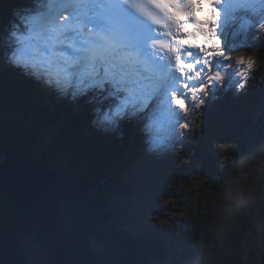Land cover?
<instances>
[{"label": "snow or ice", "instance_id": "6c2138e0", "mask_svg": "<svg viewBox=\"0 0 264 264\" xmlns=\"http://www.w3.org/2000/svg\"><path fill=\"white\" fill-rule=\"evenodd\" d=\"M39 2L15 10L8 62L62 96L87 97L98 128L144 123L157 151L191 131L190 113L229 83L238 93L253 73L256 61L231 56L221 35L232 6L264 21V0Z\"/></svg>", "mask_w": 264, "mask_h": 264}, {"label": "trees", "instance_id": "16d2710c", "mask_svg": "<svg viewBox=\"0 0 264 264\" xmlns=\"http://www.w3.org/2000/svg\"><path fill=\"white\" fill-rule=\"evenodd\" d=\"M31 1V6L39 3V0ZM5 2L7 1L0 0V48L2 44L8 43L3 38L4 33L14 21L6 10ZM245 19L248 25L244 38L230 55L253 56L263 61L264 36L259 23H255L258 19L251 15ZM9 74L0 67V156L6 147L20 150L65 176L86 208L112 230L113 236L128 257H133L142 264H183L185 255L174 254L169 257L162 242L151 238L148 233L140 235L142 244L131 240L127 236L129 233L125 235L115 229L123 224L128 231L139 233L134 231L135 216L132 215L131 205L125 202L127 197L135 196L142 185V181H137L134 177L132 167L143 163V158L136 153V146L130 148L127 143L128 138H135V123H125L114 131L98 128L93 122V106L87 101L81 104L78 112L61 119L56 109L45 104L40 94L32 90L25 79ZM225 89L218 92L215 98L209 99L212 105L220 101ZM69 97L70 94L61 95L60 98ZM253 100L254 97L251 101ZM212 105L205 107L207 113H203L202 119H206L211 113ZM218 105L221 110L216 107V111L223 114L226 110L222 111L221 104ZM231 108L234 106H230ZM254 129L251 139H246L245 143L239 140L230 152L233 159L232 168L228 170L233 174L231 182L227 180L228 171L213 161L212 154L206 153L205 148L197 149L198 158L192 167H196L194 171L206 179L211 194L218 195L219 205H227L228 201L224 200L228 199V194L237 186L248 182L254 184L256 173L264 164V131L258 127ZM136 141L134 139L135 143ZM155 160V155L149 159L151 163ZM146 163L145 161L144 164ZM244 164L248 166V177L237 182L236 168ZM128 178L130 184L126 186L124 183ZM244 195L242 202L246 203L253 197V189ZM240 205L231 213H226L227 222H230L231 215ZM206 207L209 209V218L221 223L223 219L216 215L214 217L212 208ZM30 236L46 241L45 264H114L107 252H95L86 241L72 249L64 242L48 236L33 214H27L22 208L10 203L0 192V264H26L28 252L20 247L19 240ZM224 241V238L217 240L213 237L205 240L201 252L203 264H211L217 260Z\"/></svg>", "mask_w": 264, "mask_h": 264}, {"label": "rangeland", "instance_id": "374dc122", "mask_svg": "<svg viewBox=\"0 0 264 264\" xmlns=\"http://www.w3.org/2000/svg\"><path fill=\"white\" fill-rule=\"evenodd\" d=\"M6 1V10L13 16V20L15 19V10L28 3V0ZM33 5L32 8H39L40 2ZM234 9L236 11L232 25L230 28L224 27V30L222 28L221 35L227 45L236 47L238 42L243 40L247 29L248 22L245 17L251 15L258 20L260 17L248 11L242 12L239 7H234ZM261 23L258 26L264 36ZM11 28L5 31L3 37L5 40ZM233 33H237V35L234 36ZM7 56L8 43L1 45L0 60ZM251 58L256 63L244 88L237 93L235 87L229 83L224 95L220 101L218 100L223 108L222 111H226L223 114L217 112L218 103L212 105L208 100L200 110L190 113L186 117L191 122V131L182 140L170 141L166 149L152 150L151 139L155 134L154 131L147 130L144 123L134 124V139L137 141L135 143L134 139L128 138L127 143L130 148L136 146V153L143 158V163L135 164V168L132 167L134 177L137 181H142V185L137 194L127 197L125 202L131 205L134 212L132 215L136 218H134V231H139V233L134 234V232L128 231L123 224L116 226V230L125 235L129 233L127 236L131 240L142 244L143 240L140 235L148 233L151 238L162 242L169 257L174 254L185 255V259L182 260L183 264H203L201 252L205 240L209 237L217 240L225 239L229 225V221L225 220L226 213H231L238 204L243 203L242 197L247 191L254 190V184L248 182L246 185L237 186L233 192L228 194V199L224 200L228 201L227 205H219L218 195L211 194L206 179L199 176L197 171H194L196 167H192V165L194 166L198 158L197 149L205 148L206 153L212 154L213 161L228 171L233 164L230 152L235 148L236 142L241 140L245 143L246 139H251L256 127L264 131V60L259 61L253 56ZM0 67L2 68L3 65ZM37 88L44 98L51 96V93L45 92L39 86ZM247 93L249 94L247 95ZM53 97L56 98V101H53V98L51 100L54 105L58 104L56 111L61 119H66L78 112L81 104L88 99L87 97L73 99L71 95L67 99H61V96L60 99H57L58 95ZM252 97H254L253 101H251ZM45 101L47 102V100ZM207 105H212L211 113L206 119H202ZM230 106H234V108L230 109ZM219 110L221 109L219 108ZM153 155L157 160L151 163L149 159ZM145 161L146 164H144ZM153 163L154 165H152ZM229 171L227 180L231 182L233 174ZM236 172L235 180L242 182L244 178L248 177L247 164L238 166ZM124 184L129 185L130 179H126ZM206 206L212 208L214 217L216 215L223 219L221 223L215 221L214 218H209V209ZM107 228L110 229L108 226ZM110 232L113 235L111 229ZM85 241L93 247L95 252L103 254L107 251L105 244L94 238H88ZM45 242L35 236L19 240L20 247L28 252L26 264H45L47 253L44 247Z\"/></svg>", "mask_w": 264, "mask_h": 264}, {"label": "water", "instance_id": "95a60500", "mask_svg": "<svg viewBox=\"0 0 264 264\" xmlns=\"http://www.w3.org/2000/svg\"><path fill=\"white\" fill-rule=\"evenodd\" d=\"M0 192L33 214L41 229L69 248L88 238L105 244L114 264H142L122 251L107 226L79 198L70 181L41 160L4 148L0 156ZM211 264H264V164L254 180L253 197L230 217L225 241Z\"/></svg>", "mask_w": 264, "mask_h": 264}, {"label": "bare ground", "instance_id": "6f19581e", "mask_svg": "<svg viewBox=\"0 0 264 264\" xmlns=\"http://www.w3.org/2000/svg\"><path fill=\"white\" fill-rule=\"evenodd\" d=\"M23 1V0H22ZM233 7V9H234V7L236 8V7H239V9H240V11H246V10H244V8L242 7V5H240V4H235V5H233L232 6ZM37 8V7H36ZM235 10V9H234ZM236 11V10H235ZM234 19H229V20H227V21H223V23H222V28H223V30H224V27L225 28H230L231 27V25H232V21H233ZM222 28H221V33L223 32V30H222ZM239 33V32H238ZM6 50V49H5ZM4 59H6V60H4ZM4 59H3V57L1 58V60H0V65L2 66L3 65V67L1 68L2 70H4V72L7 70V72H9L10 74H12V75H16V76H18V77H21L22 79H25V82L26 83H28V84H30V88L32 89V90H35V91H37L39 94H40V96L42 97V100H43V102L45 103V104H47V105H50V106H52L53 108H57L58 107V104L56 103L55 105H54V103H53V101H56V98H54L53 96H55V95H58V98L57 99H59V93H57L54 89H51V88H49V87H47L44 83H42L41 81H39V80H37L36 79V77L35 76H33V75H30V74H28V73H26L25 71H23L21 68H18V67H15V66H13L12 64H10L9 62H7V58H5L4 57ZM3 61V62H2ZM2 63V64H1ZM8 66H9V68H8ZM5 68H8V69H5ZM12 69V70H11ZM26 74H25V73ZM40 87V88H42V89H44V91L45 92H47V93H51V96L50 97H48V98H44L42 95H41V93H40V91L38 90V88L37 87ZM42 92V91H41ZM53 98V101L51 100ZM45 100H47V102L45 101ZM68 108L70 109V106H68ZM95 131V130H94ZM148 182V181H147ZM109 231H110V229H109ZM137 262H139V263H141L140 261H138V260H136Z\"/></svg>", "mask_w": 264, "mask_h": 264}]
</instances>
